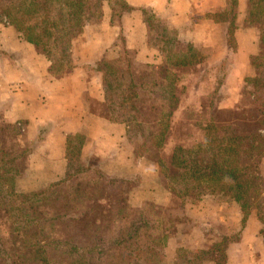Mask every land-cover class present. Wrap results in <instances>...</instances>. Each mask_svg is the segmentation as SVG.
Wrapping results in <instances>:
<instances>
[{
  "label": "trees",
  "instance_id": "16d2710c",
  "mask_svg": "<svg viewBox=\"0 0 264 264\" xmlns=\"http://www.w3.org/2000/svg\"><path fill=\"white\" fill-rule=\"evenodd\" d=\"M103 1L119 8L118 12H110L111 20L132 11L122 0H0V16L52 62L51 72L58 75L72 68L73 41L90 16L101 17ZM142 12L148 28L144 41L159 50L158 62L141 64L127 53L116 60L99 61L95 71L102 77L109 119L130 124L128 138L136 157L152 160L161 152L177 106L174 68L200 63L204 56L190 46L184 50L175 44L161 22ZM253 66L256 74L245 79L237 113L224 115L219 104L225 94L213 90L209 108L202 115L205 119L193 126L198 138L179 139L171 161L162 165V171H168L169 187L177 196L190 193L189 188L201 179L211 181L213 188L206 189V194L230 198L240 206L243 221L256 211L264 226V179L258 169L264 156V113L245 103L251 98L261 101L264 95V60L254 58ZM261 102L264 104V99ZM30 151L31 146H23L21 127H0V213H5L0 220L12 219L9 234L25 238L18 239L23 243V255L9 258L6 245L15 246V238L4 243L0 232L1 264H151L153 258L162 254L171 232H175L174 224L185 220V205L178 210L183 220L173 219V215L156 218L144 213H138L134 220L128 211L127 194L121 190L129 181L107 177L89 163L76 172L77 176H67L34 192L16 193L14 185L21 176L19 161ZM75 177L79 181L71 191H65ZM47 205L52 208L45 210ZM48 224L54 230L55 225L60 226L70 237L81 240L50 242L43 233ZM105 230L111 234L115 230L114 238L106 239ZM28 232L34 238L26 245ZM261 235L264 239V229ZM224 250L225 244L219 243L210 249L178 255V264H225ZM38 254L45 255L46 260L41 261Z\"/></svg>",
  "mask_w": 264,
  "mask_h": 264
},
{
  "label": "crops",
  "instance_id": "0c3cea01",
  "mask_svg": "<svg viewBox=\"0 0 264 264\" xmlns=\"http://www.w3.org/2000/svg\"><path fill=\"white\" fill-rule=\"evenodd\" d=\"M122 1L131 12L111 20V4L103 1L101 17L90 16L85 21L70 50L72 68L58 75L51 72L52 62L0 16V127L18 125L23 146H31L21 161L24 175L20 181L29 184L23 192L64 180L71 163L93 162L107 177L138 178L129 200L139 196L137 207L145 205V187L156 177L157 167L136 157L128 138L130 124L109 119L102 77L95 71L99 61L116 60L127 53L141 64H156L159 50L144 41L148 28L142 11L161 22L175 44L202 53L203 61L176 67L174 72L193 74L184 73L181 78L186 93L195 78L197 92L208 86L223 89V108H234L243 100L245 79L256 74L253 59L264 60V0ZM257 102L251 98L252 104ZM259 164L264 179V156ZM160 187L164 199L158 207L167 209L173 196L166 186ZM205 201L199 206L190 204L191 215L174 227L163 264H175L178 249L206 250L229 237L225 264H264V226L256 211L241 221L238 204L221 199L210 210Z\"/></svg>",
  "mask_w": 264,
  "mask_h": 264
},
{
  "label": "rangeland",
  "instance_id": "374dc122",
  "mask_svg": "<svg viewBox=\"0 0 264 264\" xmlns=\"http://www.w3.org/2000/svg\"><path fill=\"white\" fill-rule=\"evenodd\" d=\"M118 10H119V8L116 7L115 5H114V7H112V6L110 7V12H118ZM112 20H116V16H113ZM131 56H133V55L131 54ZM139 71L142 72V70H139ZM184 73H190V71L186 70L184 72V71H180V70L178 71L177 70L176 72H174L175 77L178 80L177 81L178 84L176 86H174V89L176 91L175 94L178 97V101H177L176 109L170 118V123L167 127V132H166L165 137H164V142H163L161 152L156 154L154 159H152V160L147 159L148 161H151L156 165L158 173H157L156 177H154L150 182H148L147 187H145V197H142V200L145 198V201H144L145 205L140 207V208L137 207L136 203L139 204V202L141 200V197H139V196H136L135 200H133L132 202H130V200H129V195H130L131 190L136 185L139 184L138 178L128 180L129 183L126 185L123 184L121 187L122 192H125L127 194L128 211L130 214L131 213L133 214L132 218H134V220L137 219L136 217H137L138 213H144L146 215H149L150 217H156V218H160L163 215H173V219H174V217H177L178 220H180V219L183 220V217H182V215H179L178 210L181 207H183L184 205H185L184 210L186 212V215H189V214L191 215V208L189 206L190 204H197L198 203L197 205L199 206L200 202H203V201H205V198H208V199H206L205 202L207 205H209V209L211 210L212 207L215 208L216 201L218 202L221 199L225 200V198H226V197L222 198V196H220V195H217V196L213 195L212 196V195L206 194L205 190L209 189V188H213V184L211 181H207L204 179L203 180L201 179V181H198V183L196 182L194 184V186L190 187L189 190L192 188L190 193H188L187 195H183V196L179 197L175 193H173L169 187L168 177L170 175H166L168 171L166 173L162 171V165L163 164L168 165L169 162L171 161L173 151H174V147L178 144L179 139L184 138V136H191L193 138L195 137L196 139L198 138V131L196 128H193V126H194V124L201 122L202 120L205 119L204 116H202V115H204V111L210 105L211 97L213 96L212 91L213 90L215 91L214 87L212 88L209 86L204 89L205 90L204 92L195 91L194 90V88L196 87L195 81L197 80V78H195L194 81L191 82L192 85H189L191 87L188 90V92L186 93V89L181 83V78H182ZM189 75L192 76L193 74L190 73ZM219 88H223V87L219 86ZM206 89H209V90H206ZM217 91L219 94H222L223 89L218 90V88H217ZM184 95H186V97H187V100L184 101L185 105H183V99L185 100ZM260 99H261V101H263L264 95H262ZM224 101L225 100H223L219 104V110L224 115H227V116L232 115L233 116L237 113L238 108L241 105L243 100L239 101L236 106L234 105V108L233 107L231 108L230 105L228 107L223 108L221 106V104ZM261 101L257 102L256 104H252L253 102L251 103L250 99H246L245 103L248 104L250 107L252 106L254 109H258L257 111L264 113V110H263L264 104ZM181 103H182L181 107H183V110L179 111L181 109L180 108ZM199 113H203V114H201V116H200ZM21 161H22V159H20V161H19V173L21 176L16 180L14 188H15L16 193L25 194V193H30V192H23V189L29 188V184H28V182L26 183L24 181H20L24 175L22 173L23 165H21L22 164ZM86 163H89L92 166V168L97 169L96 164H94L93 162H86ZM86 163H84V164H86ZM84 164L73 165L71 163L70 164L71 169L68 172L67 176L74 177L76 172L81 171V168ZM258 169H259V166H258ZM75 176H77V175H75ZM78 181L79 180L75 177L74 179H72L71 181L68 182L69 184L66 188H64V190L65 191H71L73 188L72 187L73 184L77 183ZM160 186H163V187L166 186L168 188L169 192L173 196V201L171 202L172 204L167 209H162V208L158 207L161 202L163 203V199H164V197L161 194V187ZM44 188H46V187H44ZM68 188H70V189H68ZM153 188L156 189L157 192H153L152 191ZM32 192H34V191H32ZM226 199H229L228 202L230 201V198L227 197ZM48 205H51V204H48ZM48 205L45 206V210H49L52 208L51 206H48ZM204 207H206V206H204ZM241 213H242V211H241ZM4 215H5V213H0V218H2L1 216H4ZM199 216H200V213L197 214V217H199ZM242 216H243V213H242ZM47 217L50 218L49 214L47 215ZM211 218H213V217H211ZM11 220L12 219H10L8 222H7V220H2V221L0 220V232H1V238H3L4 243L5 242L8 243L9 241H12L13 238H15V241H16L15 246H13V245L11 246V244H7L6 246L8 248V257L9 258H13V257L17 258V257H19V255H23V253H24L23 251L20 250V248H22V246H23V243H21L19 240L24 241L25 238L23 237L21 239L20 236H18V238H17L16 233L9 234V232H10L9 228L12 229V226H13L11 223ZM235 220H233V221H235ZM241 221H243V217H242ZM177 224H179V223L174 224V227L177 226ZM14 226H17V225H14ZM48 226H49V224L46 226L48 229H45L43 231V233L45 234L46 239L50 242L55 240V239L70 240L71 242H73V241L77 242L78 239L81 240L80 237H78V238L70 237V235L66 232V230L62 229L60 226L55 225V230L53 228H49ZM122 226H123V224H122ZM115 229H116V233H117V227ZM29 232L27 234V236H29V240L27 242H25L26 245H28L30 242H32V240L34 238L33 235H31ZM116 233L114 230L113 234H116ZM171 233L172 234L170 235V237H172L174 235L173 231ZM113 234H111L108 230L107 231L105 230V238H106V236H107V238H111V237L114 238ZM170 237L166 240V242L164 244V247L162 249V254L153 258V260L151 261V264H163L164 263L165 259L163 257H164L165 249H166V246H167V243H168V240L170 239ZM230 239H231V237L228 238V241H230ZM228 241L222 240L220 243L227 245ZM199 251H200L199 249L191 250L190 248L178 249L176 251L175 264H178V262H180L177 259L178 255L182 257L185 254H190L191 252H199ZM37 256H41V261L45 258V255H43V254H41V255L38 254ZM1 259H2V257H0V260ZM45 260H46V258H45ZM19 261H21V259H19L18 262ZM50 263L51 264H57V263H52V262H50ZM43 264H47V261Z\"/></svg>",
  "mask_w": 264,
  "mask_h": 264
}]
</instances>
